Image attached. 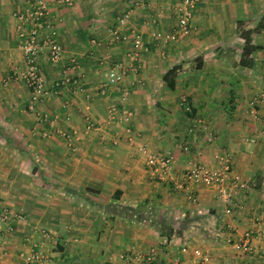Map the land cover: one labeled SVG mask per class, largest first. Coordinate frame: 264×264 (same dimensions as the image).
<instances>
[{"label":"crops","instance_id":"1","mask_svg":"<svg viewBox=\"0 0 264 264\" xmlns=\"http://www.w3.org/2000/svg\"><path fill=\"white\" fill-rule=\"evenodd\" d=\"M178 1L143 0L120 26L138 31L147 46L139 68L120 83L128 89L123 96L108 86L107 72L114 62H127L129 41L109 34L126 2L50 0L63 50L55 64L40 58L41 71L50 84L66 69L81 88L50 93L29 110L28 88L8 78L23 65L14 12L26 0H0V205L24 217L3 235L0 264H19V252L32 242H41L47 256L42 264H121L120 251L144 249L163 235L180 241L186 233L217 264H256L234 251L224 235L230 228H251L258 233L251 240L254 250L264 239V96L249 104L251 96L264 93V0H194L191 31L159 43L151 33L173 28ZM245 30L256 48L241 63ZM170 67L173 77H164ZM112 107L118 116L105 124ZM192 116L202 123L192 126ZM86 118L100 128L86 129ZM56 129L76 132L74 148ZM207 131L213 135L209 143ZM182 143L189 145L187 152ZM142 145L170 149L176 171L187 159L216 165L215 154L224 148L248 186L235 192L226 215L205 185L189 183L190 199L150 177Z\"/></svg>","mask_w":264,"mask_h":264},{"label":"built area","instance_id":"2","mask_svg":"<svg viewBox=\"0 0 264 264\" xmlns=\"http://www.w3.org/2000/svg\"><path fill=\"white\" fill-rule=\"evenodd\" d=\"M50 0H26L25 6L19 11L14 12L17 19V36L18 47L22 51L23 65L15 67L8 78L21 80L28 88L27 108L35 110L41 99L50 93L60 94L63 88L69 85L81 88L80 79L71 76L66 71L56 77L50 84L46 83L44 75L40 68V58L55 64L60 60L62 47L55 38L53 21L48 11V2ZM58 4L70 5L72 0H51ZM126 6L118 17V24L109 29V34L114 40L129 41V48L126 51L127 62L116 61L108 69V86L114 89H121L120 83L128 71H136L139 68V54L147 49L141 34L135 29L121 31L120 26L124 25L130 17L135 7H142L143 0H123ZM194 0H179L175 6L176 21L170 31H153V38L159 42H167L175 39L178 35H186L191 31V15ZM74 63V61L72 60ZM105 88L101 90L104 93ZM122 95L128 94L127 88L121 89ZM264 93L251 96L249 104L252 107L255 101L262 98ZM182 102L185 97L181 96ZM185 110L189 107L184 106ZM253 109V108H252ZM117 110L112 107L109 110L108 117L105 121L117 118ZM253 112V110H252ZM130 115L129 111L122 113V118L127 120ZM47 114L43 113L41 119H47ZM191 125L202 123L198 116L190 118ZM86 129H99L100 125L85 120ZM63 138L74 148V141L78 138L76 132L64 129H56ZM126 130L129 129L126 127ZM204 139L206 142L213 140L210 131L205 132ZM181 149L185 152L189 150L187 143L181 144ZM144 154V168L152 178L165 180L177 190L185 191L187 197L194 199V196L187 193L188 184H203L212 190L214 197L223 204V213L229 215L234 203V194L239 190H244L248 186V181L241 174L235 172L232 168L231 159L224 148L215 154L217 164L208 165L201 161L187 159L184 166L175 170L174 156L170 149L161 151L149 150L146 146L140 147ZM23 214L14 211L6 205H0V242L5 233L13 230L14 222L23 219ZM228 228L230 226L227 224ZM43 236H49L46 230H40ZM251 228L243 229L236 232L231 228L224 235L225 242L236 252L243 253L251 250V240L258 233H253ZM257 232V231H256ZM19 264H42L46 261V253L41 248V242H32L31 246L19 252ZM121 264H217L210 252L202 246L192 243L190 238L175 240L163 235L155 240L152 244L144 249L128 248L117 254Z\"/></svg>","mask_w":264,"mask_h":264},{"label":"rangeland","instance_id":"3","mask_svg":"<svg viewBox=\"0 0 264 264\" xmlns=\"http://www.w3.org/2000/svg\"><path fill=\"white\" fill-rule=\"evenodd\" d=\"M159 43H166V42H159ZM168 232L169 231H167V230L164 229L161 233L166 234ZM181 233H184V232L180 230L178 234L180 235ZM186 235H187L186 237H188L190 234L186 233ZM181 236H182V234H181ZM212 236H213V234H212ZM188 238L191 239V237H188ZM261 242H263L262 243V246H258L257 245V247H256L255 250L253 249V247H251V250L249 252H243V253H239L238 252V254L239 255H242V256H246V257H248V256L253 257V259L256 260V264H264V239H261Z\"/></svg>","mask_w":264,"mask_h":264},{"label":"trees","instance_id":"4","mask_svg":"<svg viewBox=\"0 0 264 264\" xmlns=\"http://www.w3.org/2000/svg\"><path fill=\"white\" fill-rule=\"evenodd\" d=\"M247 32H249V30H245L244 33H243V45H242V50H241V58H240V61L241 63H243V61L245 62L247 59L245 58L246 57V54L248 52H250L251 50H253L254 48H256V45H253L250 43V38L247 34ZM245 56V57H243ZM173 67H170L166 70L165 74H164V77H167V76H170V77H173ZM169 80H166V82H168Z\"/></svg>","mask_w":264,"mask_h":264}]
</instances>
